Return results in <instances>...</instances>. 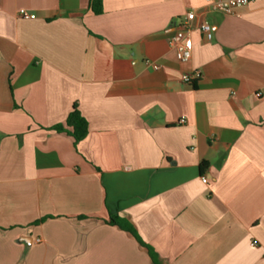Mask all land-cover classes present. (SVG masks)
<instances>
[{"label":"crops","instance_id":"crops-1","mask_svg":"<svg viewBox=\"0 0 264 264\" xmlns=\"http://www.w3.org/2000/svg\"><path fill=\"white\" fill-rule=\"evenodd\" d=\"M90 1L0 0V264H264V0Z\"/></svg>","mask_w":264,"mask_h":264},{"label":"built area","instance_id":"built-area-1","mask_svg":"<svg viewBox=\"0 0 264 264\" xmlns=\"http://www.w3.org/2000/svg\"><path fill=\"white\" fill-rule=\"evenodd\" d=\"M256 0H208V9L214 13H220L226 16H240V11L249 6ZM197 19V11L191 10L176 25L172 26L173 36L170 39V45L175 50L176 58L181 64H189L193 58V41L191 34L194 31V24ZM201 30L208 40L213 37L211 26L207 22L201 24ZM146 66H151L154 70L160 67L151 60L145 61ZM202 74L200 71L184 73L182 80L187 85H193L200 80ZM186 123V119L182 118L180 124ZM203 182L207 183V179L203 177ZM37 242H41L40 239ZM255 246V244H253Z\"/></svg>","mask_w":264,"mask_h":264},{"label":"trees","instance_id":"trees-1","mask_svg":"<svg viewBox=\"0 0 264 264\" xmlns=\"http://www.w3.org/2000/svg\"><path fill=\"white\" fill-rule=\"evenodd\" d=\"M90 8L95 15H102L104 13L103 0H91ZM52 130L58 133H66L70 135L74 138L75 143L78 144L87 138L89 134V124L83 117L81 112L77 109V107H75L72 113L69 115L65 124L55 126ZM207 166L208 165L204 163L201 167L202 174H204ZM107 223L112 226H117L123 231L129 233L136 239L141 247L146 248L149 251L150 256L153 260V264H160L157 256L154 254L152 249L142 241L137 230L128 221L119 217H111L110 220L107 221Z\"/></svg>","mask_w":264,"mask_h":264}]
</instances>
